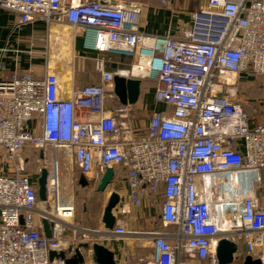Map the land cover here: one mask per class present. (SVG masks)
Wrapping results in <instances>:
<instances>
[{
	"label": "built area",
	"instance_id": "2783aa9c",
	"mask_svg": "<svg viewBox=\"0 0 264 264\" xmlns=\"http://www.w3.org/2000/svg\"><path fill=\"white\" fill-rule=\"evenodd\" d=\"M0 8L20 25L78 28L85 51L132 61L129 71L110 73L104 59H95L101 85L73 90L68 101L59 99L56 76L28 71L3 79L0 67V264H63L50 261L49 252L100 235L71 230L65 219L73 208L58 197L50 237L39 232L37 189L20 157L25 148L44 147L71 150L74 164L83 173L96 170V179L106 168H123L136 208L160 199L163 229L145 234L154 251L149 264H219L220 239L264 264V122L244 110L237 81L240 74L264 79V0H208L181 39L142 33L139 9L106 0H4ZM125 74L156 82L155 102L165 106L144 133L127 123L132 106L105 109L113 77ZM79 109L98 120H85Z\"/></svg>",
	"mask_w": 264,
	"mask_h": 264
},
{
	"label": "crops",
	"instance_id": "0c3cea01",
	"mask_svg": "<svg viewBox=\"0 0 264 264\" xmlns=\"http://www.w3.org/2000/svg\"><path fill=\"white\" fill-rule=\"evenodd\" d=\"M4 1V0H0ZM89 2L91 0H82ZM112 5H123L139 9V27L140 31L146 35L169 36L174 39H181L191 29V16L199 8L207 5L208 0H106ZM95 59L105 60V71L114 73L115 71H129L132 61L116 56L98 55L95 52L85 51L82 47V32L78 28L69 25L52 24L47 26L42 21H35L25 25L18 23V16L0 8V67L3 79H11L15 75H22L32 71L35 78H42L46 74L54 75L58 78L59 99L68 101L71 98V92L76 89L87 87H97L102 83V74L95 69ZM123 77L137 79L141 81V92L135 105H132V113L127 123L144 133L147 128L148 120L154 112L165 109L163 104L155 102L154 86L150 79H138L131 74H125ZM240 81L239 88H248L256 81H264L262 78H256L248 74L237 76ZM247 81H251L247 83ZM259 88L262 86L258 85ZM262 89V88H261ZM259 95L248 97L240 94L241 104L246 112H253L254 109L260 110L264 106ZM252 100L254 102H252ZM252 102V104H249ZM105 106L107 112L111 113L119 102L114 96L112 89L106 90ZM261 112V111H260ZM83 118L95 121L99 115L90 113L87 109H79L77 112ZM260 121V120H259ZM264 122V121H260ZM39 120L35 119L31 128L38 132ZM243 151L242 144L239 143ZM34 148H25L20 160L25 170L30 175L31 183L36 187V181L40 176V170L45 168L49 172L48 164H41L42 155L35 159L27 154ZM40 150V149H35ZM60 150V149H59ZM68 157L54 150L55 160L58 166L61 181V197L64 204L72 207L74 204L66 202L69 198V192L81 189L87 196H103L104 209L108 197L111 193H116L120 198L119 206L114 210L116 216L115 228H123L128 234L116 236L113 232L104 234L103 227L100 224L102 211L99 214V220L94 227H86L81 224L82 219H92L97 214L89 209L90 197L78 198L80 200L81 210L77 213L73 209V216L65 219L68 226H73L82 230L97 231L100 235L95 236L92 243H98L109 249L114 254L117 264H149L153 259L152 240L145 234L151 231L162 230V224L159 219L160 199L149 197L140 208L133 206L130 199V191L126 182V172L123 168L113 166V180L104 193H97L96 186H88L96 180L93 170L89 173H83L73 161L72 151L65 149ZM41 153V152H40ZM67 155V154H66ZM70 158V159H68ZM0 163V167H1ZM36 166V167H34ZM13 165L2 167L5 173H11ZM34 167V168H32ZM1 169V168H0ZM36 170V171H35ZM50 174V173H49ZM37 189V187H36ZM78 197V194L77 196ZM75 197V199H76ZM60 203V202H59ZM92 204V203H91ZM54 204L51 198L47 202L37 201L35 212V223L39 232L46 237L43 221H46L50 234L51 218L54 216ZM81 224V225H80ZM90 242V244H92Z\"/></svg>",
	"mask_w": 264,
	"mask_h": 264
},
{
	"label": "water",
	"instance_id": "95a60500",
	"mask_svg": "<svg viewBox=\"0 0 264 264\" xmlns=\"http://www.w3.org/2000/svg\"><path fill=\"white\" fill-rule=\"evenodd\" d=\"M141 81L132 78L115 75L113 77V94L121 106L135 105L141 92ZM49 172L47 169L40 170V176L36 181L37 196L39 201L47 202L46 187ZM113 180L112 168H106L103 175L87 183L88 186H96L97 193H104ZM120 198L116 193H111L103 209L100 224L104 232H111L116 224L114 210L119 206ZM46 237L49 238L46 221H43ZM89 235V234H88ZM238 247L235 243L220 239L217 242L215 253L219 264H233ZM60 260L63 264H117L114 254L109 249L98 243L80 242L75 247L68 249L66 252H49V260ZM242 264H261L260 259H253L251 256H245Z\"/></svg>",
	"mask_w": 264,
	"mask_h": 264
},
{
	"label": "rangeland",
	"instance_id": "374dc122",
	"mask_svg": "<svg viewBox=\"0 0 264 264\" xmlns=\"http://www.w3.org/2000/svg\"><path fill=\"white\" fill-rule=\"evenodd\" d=\"M251 81H247V83H250ZM258 85L262 86L261 88L258 87ZM238 94H245L246 96L248 97H256L257 95H259L261 98V101H263L264 103V81H256L255 83H253L251 86H249L248 88H242L239 89V92ZM261 111V112H260ZM248 115L251 116V118L253 119L254 123H258L260 121H264V106L261 107V109L259 111H257L256 113H253V112H248ZM260 120V121H259ZM41 152V153H40ZM58 152H62L65 157L67 156L68 157V153L66 152L65 149H58ZM55 154H57V152L55 153V151L51 148V147H44L40 150H32L30 151L27 155L32 158V159H36L38 157V155H42L43 159L41 160V164H48L49 165V177H48V184H49V187H50V198L51 200H54L55 197H58V200L60 202V204H64L65 200L63 201L62 197H61V181H60V172L58 170V166H57V163H56V160H55ZM67 154V155H66ZM70 159V158H68ZM36 167V166H34ZM32 167V168H34ZM36 171V170H35ZM29 172V171H28ZM30 173V172H29ZM56 177H57V182H56ZM52 182L54 184H52ZM74 191H76V188H73V190L71 192H69V198L70 199H66V202H73L74 204L72 205V208L77 212L79 213L80 210H81V205L79 204L80 200L78 199L80 196L82 198H85L87 195L85 193H82L81 192V189H78L77 190V194H78V197L77 194H75V197H74ZM87 197H90V206H89V209H91L94 214H97V216H95V218H92L90 220L88 219H82L81 221V224L82 225H85L86 227H94L95 224H97V221L99 220V214L100 212L102 211V203L104 202V197L103 196H94V195H90V196H87ZM92 203V204H91ZM62 206H65V207H69L68 205H62ZM80 224V225H81ZM73 226H70V229L72 228ZM73 228H76V227H73ZM72 230V229H71ZM237 258L235 257V261L233 264H242V261H240V256L243 255V251L240 250L239 253L237 254Z\"/></svg>",
	"mask_w": 264,
	"mask_h": 264
},
{
	"label": "trees",
	"instance_id": "16d2710c",
	"mask_svg": "<svg viewBox=\"0 0 264 264\" xmlns=\"http://www.w3.org/2000/svg\"><path fill=\"white\" fill-rule=\"evenodd\" d=\"M152 82V85L154 86V90H155V86L157 85L156 84V82H154V81H151ZM246 111V110H245ZM248 114V113H247ZM251 117V116H250ZM242 250V249H241ZM243 257H245V255H244V252H243Z\"/></svg>",
	"mask_w": 264,
	"mask_h": 264
}]
</instances>
